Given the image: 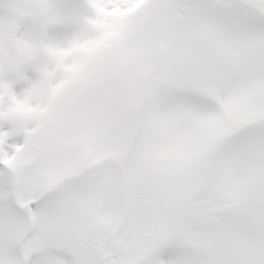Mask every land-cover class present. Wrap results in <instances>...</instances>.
Masks as SVG:
<instances>
[{
  "label": "rangeland",
  "instance_id": "obj_1",
  "mask_svg": "<svg viewBox=\"0 0 264 264\" xmlns=\"http://www.w3.org/2000/svg\"><path fill=\"white\" fill-rule=\"evenodd\" d=\"M114 2V7H110ZM179 4L180 0H111L97 16L89 13L85 19H93L96 25L86 28L83 22V31L75 33L66 46L47 49L50 55L57 48L60 53L68 50L70 57L49 68L45 65L33 88L9 109L19 121L21 140L11 153L5 149V156L18 171L21 202L37 216L36 228L25 248L30 264H99L89 251L90 243L97 254L104 255L103 264L128 262L142 238L147 244L169 224L177 228L184 207L171 198L173 204L163 206L165 217L156 218L160 226L148 227L149 215L157 216L158 205L153 202L159 201L156 196L162 195V188L167 186L163 178L168 175L158 164L174 165L173 159L180 156L178 165H186L187 172L196 173L200 168L193 164H202L208 153L212 156L210 166L206 172L201 170L205 185L197 193L199 203L190 210L198 220L193 221L194 227L184 223L178 235L191 237L193 248L207 247L209 256L219 255L216 264H264V165L256 167L261 159L256 147L264 148V124L238 139L232 129L240 122L264 123V70L258 61L259 51L251 54L259 49V43L237 53L224 50L222 60L217 59L215 55H219L221 48L214 40V21L205 12ZM109 7L108 14L103 16L102 11ZM13 46L25 56L35 52L27 41H14ZM253 57H257V62H252ZM119 66L124 68L118 69ZM146 68L152 70L151 74L144 75ZM118 81L123 82L120 100L114 92ZM129 84L137 94L150 95L139 108L140 135L129 164L128 217L119 236L121 245L108 253L104 238L115 225L113 216L118 201L116 194L106 188L114 181L113 176L109 169L92 167L89 160L80 161L79 156L88 152L94 157L106 153L110 156L119 145L126 120L121 121L122 103L130 97L125 95L131 88ZM215 101L226 104L225 108L215 106ZM227 109L230 122L215 112ZM58 117L64 122L60 131L58 125L50 128ZM81 122L86 125H80ZM79 127L81 131L72 136L71 128ZM6 131H0L3 148L9 135L7 131L3 136ZM79 134L82 141L75 139ZM92 138L94 142L87 145ZM107 141L113 147L106 149ZM119 155L112 158L117 160ZM249 169H253V174L247 183L242 178L244 170ZM58 171L62 176H74L69 189L60 185L58 195L38 197L42 184L48 190L56 183L52 180ZM157 180L162 181V188ZM11 186V176L0 171V205ZM98 200L104 207L98 219L100 224L93 215ZM2 208L0 264H11L6 255L9 243L26 228L21 219L14 221L9 208ZM216 209L224 214H217ZM237 216L247 220L256 234L242 233L243 225ZM199 222H209L220 240H209L208 225L203 232L198 230ZM162 252L155 254L148 264H199L195 253L173 242Z\"/></svg>",
  "mask_w": 264,
  "mask_h": 264
},
{
  "label": "snow or ice",
  "instance_id": "obj_2",
  "mask_svg": "<svg viewBox=\"0 0 264 264\" xmlns=\"http://www.w3.org/2000/svg\"><path fill=\"white\" fill-rule=\"evenodd\" d=\"M179 6L209 14L214 40L227 52L259 43L258 61L264 70V0H180ZM87 7L86 0H0V131L9 132L4 145L8 153L21 140L19 121L9 109L50 63L47 49L66 46L81 27ZM25 11L31 14L23 15ZM14 41L32 44L34 54L25 56Z\"/></svg>",
  "mask_w": 264,
  "mask_h": 264
},
{
  "label": "bare ground",
  "instance_id": "obj_3",
  "mask_svg": "<svg viewBox=\"0 0 264 264\" xmlns=\"http://www.w3.org/2000/svg\"><path fill=\"white\" fill-rule=\"evenodd\" d=\"M93 1V3H94V0H92ZM96 1V4L95 5H91V6H94V10H93V12L89 9L90 8V6L89 7H87V9H86V12H85V15L83 16V20H82V23L84 22V18H87L88 17V14L89 13H91V14H94L93 16H95L96 14H97V12H100V9L103 7V6H106V5H108V3L111 1V0H95ZM88 2V0L86 1V3ZM98 15V14H97ZM89 16H90V14H89ZM83 30H82V27H80L77 31H76V33H80V32H82ZM63 53L64 52H62V50H61V53H60V49L59 48H57L56 49V52L55 53H53L52 55H50L49 53H47L48 54V56H49V58H50V63L49 64H46V67H51L52 65H53V63L55 64V63H57V62H60V61H62L63 59H65V55H63ZM33 87V86H32ZM31 87V88H32Z\"/></svg>",
  "mask_w": 264,
  "mask_h": 264
}]
</instances>
